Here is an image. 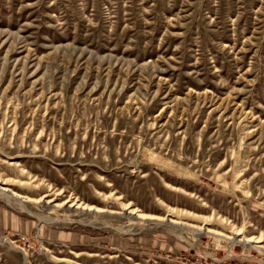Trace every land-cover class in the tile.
Instances as JSON below:
<instances>
[{
	"label": "rangeland",
	"instance_id": "rangeland-1",
	"mask_svg": "<svg viewBox=\"0 0 264 264\" xmlns=\"http://www.w3.org/2000/svg\"><path fill=\"white\" fill-rule=\"evenodd\" d=\"M0 190V264H264V0H0Z\"/></svg>",
	"mask_w": 264,
	"mask_h": 264
},
{
	"label": "crops",
	"instance_id": "crops-1",
	"mask_svg": "<svg viewBox=\"0 0 264 264\" xmlns=\"http://www.w3.org/2000/svg\"><path fill=\"white\" fill-rule=\"evenodd\" d=\"M1 217L3 219L0 220V228L3 230L5 228H7V226H8V223H7L8 219H7V216L4 214L3 215L1 214ZM13 223L15 224V231H19L22 233L27 234V233H29L30 229L32 228V226L28 222L22 223L21 221L14 220ZM46 236H47V238L54 240V241H58V242L81 241L85 238V236H83V235H79V234L73 233V232H64V231H58L57 233L48 231L46 233ZM78 236L80 237V239H78Z\"/></svg>",
	"mask_w": 264,
	"mask_h": 264
},
{
	"label": "bare ground",
	"instance_id": "bare-ground-1",
	"mask_svg": "<svg viewBox=\"0 0 264 264\" xmlns=\"http://www.w3.org/2000/svg\"><path fill=\"white\" fill-rule=\"evenodd\" d=\"M5 193H7L5 190H0V196L1 197L3 196V197L7 198L10 201H15V197H13V195L11 197V196H7ZM70 222H72V221H70ZM73 222L78 223V224H83V225H89V226H93L94 225V223L93 224L91 222L87 223V222H84L81 219H78V220L73 221Z\"/></svg>",
	"mask_w": 264,
	"mask_h": 264
},
{
	"label": "trees",
	"instance_id": "trees-1",
	"mask_svg": "<svg viewBox=\"0 0 264 264\" xmlns=\"http://www.w3.org/2000/svg\"><path fill=\"white\" fill-rule=\"evenodd\" d=\"M80 233L82 234H86V235H89L91 237H98L99 236V233L98 232H95V231H92V230H78Z\"/></svg>",
	"mask_w": 264,
	"mask_h": 264
}]
</instances>
